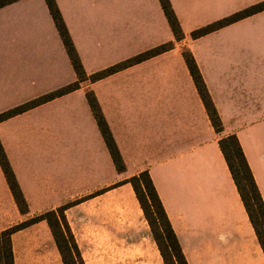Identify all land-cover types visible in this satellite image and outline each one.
Instances as JSON below:
<instances>
[{
    "label": "crops",
    "instance_id": "0c3cea01",
    "mask_svg": "<svg viewBox=\"0 0 264 264\" xmlns=\"http://www.w3.org/2000/svg\"><path fill=\"white\" fill-rule=\"evenodd\" d=\"M169 1L183 33L179 41L159 0H55L86 75L80 82L45 0L0 8V115L79 83L0 121V143L28 208L19 212L0 166V232L15 226L17 210L24 217L39 216L111 190L126 195L138 212L131 184H119L146 171L188 264H197L191 245L200 243L193 239L206 226L202 207L208 214L221 209L227 236L239 241L241 260L258 254L219 140L236 136L259 184L264 10L198 38L192 33L264 0ZM167 44L171 48L160 54L90 79ZM185 50L197 64L221 132L211 124ZM89 92L121 155L122 172L89 106Z\"/></svg>",
    "mask_w": 264,
    "mask_h": 264
},
{
    "label": "rangeland",
    "instance_id": "374dc122",
    "mask_svg": "<svg viewBox=\"0 0 264 264\" xmlns=\"http://www.w3.org/2000/svg\"><path fill=\"white\" fill-rule=\"evenodd\" d=\"M237 178L240 181L238 174ZM254 181L258 195L262 197L264 203V178L258 181L259 184L255 179ZM240 185L239 182V189ZM239 189L237 188L244 204L245 195ZM132 194L138 212L125 199L126 195H120L116 190L81 203H78L79 198H75L73 201H77L78 204L64 211L80 255L78 258L69 234L66 233L65 237L71 243V254L76 264H174L172 260L175 259L164 253L166 244L164 245L161 237L164 233L161 221H158L157 216L152 215V209L148 208L150 203L142 197V203L147 211L145 214L133 188ZM202 210L201 223L206 226L202 225L201 235L193 239L195 242L199 240L200 243L191 245L197 264H259V257L264 264V251L257 234L255 236L258 254L251 256L248 261L241 260L243 252L239 251V241L231 233L227 236L228 232H225L223 225V213L219 212L221 209H217L213 214H208L204 207ZM245 210L249 217L246 208ZM251 215L254 217V214ZM261 216L263 217L262 213ZM34 217L37 215L24 217L17 210L13 225ZM155 218L157 224L158 222L160 224L158 230L153 224ZM262 239L264 241V237ZM12 249L15 264H64L46 221L34 223L13 234Z\"/></svg>",
    "mask_w": 264,
    "mask_h": 264
},
{
    "label": "trees",
    "instance_id": "16d2710c",
    "mask_svg": "<svg viewBox=\"0 0 264 264\" xmlns=\"http://www.w3.org/2000/svg\"><path fill=\"white\" fill-rule=\"evenodd\" d=\"M18 0H0V8L11 4L13 2H16ZM161 7L164 11V14L168 20L169 26L171 28V30L173 31L175 38L177 41L181 40L183 38V33L181 31L179 22L172 10L171 4L169 0H159ZM48 9L50 11V14L53 18V21L55 23V26L59 32V35L63 41V44L67 50V53L69 55V58L71 60L72 66L78 76V82L82 81L85 79L86 75L85 72L82 68V65L79 61L78 55L75 51V48L73 46V43L70 39L69 33L67 31V28L64 24V21L62 19V16L59 12V9L56 5L55 0H45ZM264 10V1L261 3H258L256 5H253L241 12H238L236 14L231 15L228 18H225L223 20H220L218 22H215L205 28H202L198 31H195L192 33V37L193 38H198L202 35H205L209 32L218 30L219 28H222L224 26H227L233 22H237L241 19H244L248 16H251L255 13L261 12ZM172 44H167V45H162L159 46L149 52H146L143 55H140L132 60H129L127 62H124L122 64L116 65L114 67H111L103 72L94 74L90 77V79L92 81L98 80L100 78H103L109 74L114 73L115 71L133 65L135 63H138L148 57L160 54L166 50H168L169 48H171ZM183 57L184 60L187 64V67L189 69V72L193 78L194 84L197 88V91L199 93V96L205 106V109L207 111V114L209 116V119L211 121V124L214 128V130L218 133L222 131V123L221 120L219 118V115L213 105V102L211 100V97L208 93L207 87L204 83V80L199 72V69L197 67V64L192 56V54L189 51H184L183 52ZM74 83L68 87H66L65 89L56 92L54 94L48 95L44 98H41L40 100H37L35 102H32L31 104L23 107V108H17L8 112H5L3 114L0 115V121H3L5 119H7L10 116H13L17 113L22 112L23 110H25V108H27L28 106H32V105H37L39 103H41L44 100H47L53 96H59L62 94H65L67 92H70L72 90H75L79 87V83ZM87 100L89 103V106L93 112V115L97 121L98 127L100 129V132L103 136V139L105 141V144L111 154L112 160L116 166V169L119 172H122L125 169L123 160L121 158V155L119 154V151L117 149V146L115 144V141L111 135L110 129L105 121V118L103 117L102 111L99 107V104L94 96L93 93L89 92L87 93ZM219 146L220 149L224 155V158L226 160V163L229 167V170L232 174L233 180L235 182V185L237 186V188L239 189V180L237 178V170L239 171L238 168H240L243 172V176L244 178L251 184V186L253 187V189L255 191H257L258 193V189L256 187L254 178L252 176L251 173V169L247 163V160L245 158V155L243 153V150L238 142V139L236 138V136L231 135V136H227L224 137L222 139L219 140ZM235 167H234V164ZM0 166L1 169L4 173V176L6 178V181L8 183V186L10 188V191L15 199L17 208L19 210V212L21 214H25L27 213V205L25 203V200L23 198L22 192L18 186V183L15 179V176L13 174V171L11 169V166L8 162V159L5 155V152L3 150V147L0 143ZM238 166V168H237ZM124 183H130L134 192L136 193V196L139 200V202H141L142 208L145 212V214H147L146 211V207L143 205V198H145L146 202L148 201L149 203V209H152V215L157 216V219L161 221V225L163 226L164 229V233L166 236L167 241L169 242V245L171 247H173V249L175 250V261L172 260V262L174 264H188L184 254L181 250L180 244L177 240V237L171 227V224L169 222V219L166 215V212L163 208V205L159 199V196L156 192V189L153 185V182L148 174V172H142L136 176L131 177L130 179L120 183L124 184ZM117 185V186H119ZM116 187V186H115ZM113 187V188H115ZM240 191V189H239ZM98 194V193H97ZM94 197V196H92ZM91 198V197H90ZM86 199H81L79 202H82ZM78 202V203H79ZM76 203V204H78ZM75 205V204H74ZM72 205H65L62 206L60 208H58L57 210H52V211H48L42 215H39L37 217H34L32 219H28L20 224H17L15 226H12L9 229L3 230L0 232V264H15L14 263V253H13V249H12V235L23 230L24 228H26L29 225H32L34 223L40 222V221H46L51 232L52 235L54 237L55 243L57 245V248L59 249L61 256H62V260L64 264H76L75 259L73 258L72 254H71V248L70 245L71 243L69 242V240L66 239L65 235L66 233L69 234V238L72 241V244L74 245V248L76 250V254L77 257L80 258L79 255V251L77 249V246L75 244V241L73 239V235L70 231L69 225L65 219L64 216V211L69 208ZM245 208L247 209L248 215H249V219L250 222L252 224H254L253 221V217L246 205V203H244ZM262 215L264 217V208H263V212ZM155 224V228L158 230V224L155 218L154 223ZM152 224V225H153ZM65 228V230L63 229ZM258 239L260 240V245L264 251V241H263V237L261 236L258 232ZM162 239L163 236L161 235Z\"/></svg>",
    "mask_w": 264,
    "mask_h": 264
},
{
    "label": "flooded vegetation",
    "instance_id": "af4514ba",
    "mask_svg": "<svg viewBox=\"0 0 264 264\" xmlns=\"http://www.w3.org/2000/svg\"><path fill=\"white\" fill-rule=\"evenodd\" d=\"M238 169L239 171L237 170V174L240 177L239 182L241 183L240 190L242 194L245 195L244 200L247 203V207H249L250 209V213L254 214L253 217L254 224H251L253 231L255 234H257L258 232L261 236H264V218L261 216V213L263 212V208H264L262 197L258 195L257 191H255L251 186V184L244 178L242 170L240 168ZM158 225H160L159 222ZM160 230L162 231L161 228ZM163 241H164V245L166 244L164 253H166L171 258L175 259V250L173 249V247L169 245V242L167 241L164 233H163ZM165 257L166 256L164 255V259L166 260Z\"/></svg>",
    "mask_w": 264,
    "mask_h": 264
}]
</instances>
